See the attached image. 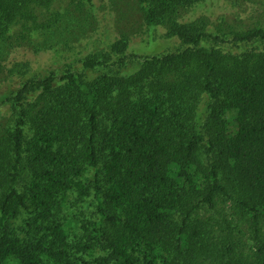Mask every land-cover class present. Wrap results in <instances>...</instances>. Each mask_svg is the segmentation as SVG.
I'll return each instance as SVG.
<instances>
[{"label": "trees", "instance_id": "1", "mask_svg": "<svg viewBox=\"0 0 264 264\" xmlns=\"http://www.w3.org/2000/svg\"><path fill=\"white\" fill-rule=\"evenodd\" d=\"M55 1L0 0V27L25 39ZM140 1L176 52L0 96V115L15 109L0 123V264H264V24L185 25L205 0ZM128 48L114 44L118 64Z\"/></svg>", "mask_w": 264, "mask_h": 264}, {"label": "rangeland", "instance_id": "2", "mask_svg": "<svg viewBox=\"0 0 264 264\" xmlns=\"http://www.w3.org/2000/svg\"><path fill=\"white\" fill-rule=\"evenodd\" d=\"M37 17L36 21L46 27L25 39L22 24L10 29L0 27V96L13 93L27 78L48 72L61 75L69 68L89 78L134 73L147 57L176 52L181 44L178 38L167 35L164 26L150 30L140 0H56L48 9H41ZM204 21L237 27L264 24V0H205L178 16V22L185 25ZM121 40L128 41L126 54L131 56L122 65L112 53L114 44ZM13 46L21 47L13 50ZM88 58L111 60L106 67L90 70L82 63ZM26 63L31 70L25 76ZM14 116L13 102L4 105L0 123L9 126Z\"/></svg>", "mask_w": 264, "mask_h": 264}]
</instances>
